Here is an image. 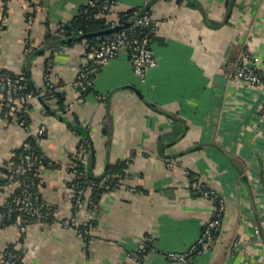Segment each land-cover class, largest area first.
Here are the masks:
<instances>
[{"label":"crops","instance_id":"0c3cea01","mask_svg":"<svg viewBox=\"0 0 264 264\" xmlns=\"http://www.w3.org/2000/svg\"><path fill=\"white\" fill-rule=\"evenodd\" d=\"M88 1L0 0V70L28 71L40 90L53 58L63 101L47 102L50 110L36 99L28 113L34 132L46 128L38 145L55 165L42 169L38 190L57 220L74 215L70 170L82 144L93 177L121 168L125 180L100 198L92 221L88 192L77 221L90 225L89 239L58 223H30L24 237L0 226V263L13 248L21 264H189L169 255L197 245L218 208L203 191L214 190L225 201L222 224L191 263L264 264V86L233 77L246 48L264 71V0H117L111 18L138 10L157 21V66L141 81L123 51L79 102L72 82L88 64L90 41L70 42L60 28ZM26 137L0 104V212L14 193L3 179Z\"/></svg>","mask_w":264,"mask_h":264},{"label":"built area","instance_id":"2783aa9c","mask_svg":"<svg viewBox=\"0 0 264 264\" xmlns=\"http://www.w3.org/2000/svg\"><path fill=\"white\" fill-rule=\"evenodd\" d=\"M25 1L33 2V0ZM116 2L117 0H89L82 9L81 13L90 20H93L96 15L107 16L108 18L104 23L107 29L118 25L123 26V28L110 35L98 36L90 44L85 54L88 64L72 82V86L82 95L78 100L79 102H83V96L94 89V78L99 70L123 51L127 53L134 72L141 81H145L148 71L157 66V60L152 49V39L157 29V21L149 11L140 13L138 10L134 12L133 16H128L130 19L132 18L128 24H125V19L112 20L113 18L111 19L110 16ZM35 15L33 11L30 13L29 23L34 22ZM64 26L65 24L61 26V32L64 31L62 29ZM261 65L260 60L255 57L250 48H246L234 62L233 77L247 82L250 86L262 87L264 86V71ZM53 66V58H50L47 61L44 82L39 90V95L29 89L30 79L26 74L12 75L0 70V104L3 108L4 118L17 121L27 134L18 161L9 168L3 179L2 187L11 188L14 193L10 198L11 206L7 209L6 214L0 215V223L13 220V226L18 228L21 237L25 236L31 222L58 223L65 228L78 230L89 239L91 237L90 225L81 227L77 221L78 213L86 208L88 192H92L94 189H102L105 193L112 192L123 185L126 176L122 173L105 174L99 182H90L87 172V160L90 152L88 146L82 144L80 146V164H74L71 168L74 215L59 221L56 219L53 209L42 199L38 190L44 184L41 171L44 167H51L55 164L39 149L38 143L46 132L45 126L34 132L27 118L22 114L28 113L32 102L39 97H42L46 102L58 100V85L54 79ZM97 98L101 101L106 99L100 95ZM70 107L67 106L66 109ZM261 113L264 117V102ZM132 190L136 191L135 189ZM203 194L218 201L217 211L203 229L197 245L188 253L170 254L171 260L193 264L191 263L193 257L200 254L202 248L213 241L220 230L225 213V201L214 190L203 191ZM88 214V218L92 221L95 216V208H91V205L88 206ZM255 233L259 235L260 230L256 228ZM148 249L150 250L149 246L144 247L132 255L139 259ZM21 259L20 254L10 251L4 256L1 264H21Z\"/></svg>","mask_w":264,"mask_h":264},{"label":"trees","instance_id":"16d2710c","mask_svg":"<svg viewBox=\"0 0 264 264\" xmlns=\"http://www.w3.org/2000/svg\"><path fill=\"white\" fill-rule=\"evenodd\" d=\"M136 10H129L127 12H124V13H121L119 14V18L116 20V19H112V20H115V21H118V20H124L125 19V24H128L131 22L132 18L130 19L128 16H133L134 12ZM111 17V16H110ZM107 16H95V18L93 20H90V19H87L86 16L84 14H80L79 16H77L72 22L68 23V24H65V26L62 28L64 31H62L64 34H66L67 36H70V37H77L81 34H85V33H88V32H92V31H95V30H98V31H101V30H105L107 29L106 26L104 25V23L106 22L107 20ZM61 31V30H60ZM80 31L82 32L80 34ZM112 34V33H111ZM107 35H110V34H107ZM102 36V35H100ZM98 36H95V37H90V38H87L88 41H90V44L97 38ZM22 74H26L28 77H29V72L28 71H24ZM12 75H15V74H12ZM30 79V78H29ZM30 90H33L31 84H30V87H29ZM58 101L62 102L63 101V98L61 97V95L58 94ZM31 109V106L28 110ZM25 116V118H27L28 122H29V113H24L22 114ZM21 152V149L18 153V156ZM18 156H17V160L16 162L18 161ZM75 164H80L79 161H76ZM81 168H83L81 166ZM71 172V170H70ZM87 172H88V178L90 180V182L92 183H97L99 182V180L103 177H98V178H95L93 177L90 173H89V170L87 169ZM112 173H124L121 168H114V169H110L108 170L105 174H112ZM104 174V175H105ZM106 194L104 192V190L102 189H94L92 191V198H91V208L95 207L100 198ZM11 206V200L9 199L7 202H6V205L3 207V209L1 210L0 212V215H4L6 214L7 212V209ZM31 223H34V222H31ZM6 225H13V220L12 221H4V222H1L0 223V226H6ZM149 250V249H148ZM147 250V251H148ZM10 251H13L15 253H18L22 256V253L20 251H17L13 248H10L8 249L6 252H5V255L10 252ZM20 263H22V259L20 261ZM1 264V263H0Z\"/></svg>","mask_w":264,"mask_h":264},{"label":"water","instance_id":"95a60500","mask_svg":"<svg viewBox=\"0 0 264 264\" xmlns=\"http://www.w3.org/2000/svg\"><path fill=\"white\" fill-rule=\"evenodd\" d=\"M123 26L121 25H118V26H115V27H112V28H108V29H105V30H101V31H95V32H88V33H85V34H81L77 37H70L68 38V41H77V40H82V39H85V38H90V37H95V36H100V35H107V34H111V33H114V32H117L119 31L120 29H122ZM42 53V51H39L35 54V56H38ZM29 78H30V84L33 88V91L39 95V90L36 88L32 78H31V75L29 73ZM39 100H41L43 102V104H45V106L51 110L50 106L47 104V102L42 98V97H39ZM58 118L62 119V120H65L61 115L59 114H56Z\"/></svg>","mask_w":264,"mask_h":264}]
</instances>
